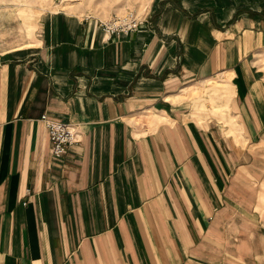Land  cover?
Instances as JSON below:
<instances>
[{
	"label": "crops",
	"instance_id": "0c3cea01",
	"mask_svg": "<svg viewBox=\"0 0 264 264\" xmlns=\"http://www.w3.org/2000/svg\"><path fill=\"white\" fill-rule=\"evenodd\" d=\"M141 21L107 37L49 13L0 53V264L264 263L239 199L264 141V0H158ZM217 75L241 141L191 116L184 91ZM41 115L79 133L59 160Z\"/></svg>",
	"mask_w": 264,
	"mask_h": 264
},
{
	"label": "rangeland",
	"instance_id": "374dc122",
	"mask_svg": "<svg viewBox=\"0 0 264 264\" xmlns=\"http://www.w3.org/2000/svg\"><path fill=\"white\" fill-rule=\"evenodd\" d=\"M156 2L158 0H0V53L36 45L37 26L49 13H66L84 20H94L98 26L99 23L109 21L114 16H121L126 11H133L141 20L142 15ZM252 58L255 60L254 65L260 66L264 71V55L254 54ZM262 74L264 75V72ZM228 79L229 76L217 75L195 82L189 85L191 89L184 91L187 93L185 99L198 105L194 107L196 114L191 111V116L196 117L195 120L203 124L207 121L211 122L222 132L226 127L227 131L224 135H232L241 141L236 118L227 104L232 94ZM226 88H230L228 98L223 94ZM159 117L155 118L156 124ZM163 120L166 121L165 118ZM248 151L250 154H259L260 159L254 161L256 162L254 175L250 177L248 186L242 188L243 196L241 195L239 199L243 198L245 209L240 208V210L248 215L251 223L264 226V141L250 144Z\"/></svg>",
	"mask_w": 264,
	"mask_h": 264
},
{
	"label": "built area",
	"instance_id": "2783aa9c",
	"mask_svg": "<svg viewBox=\"0 0 264 264\" xmlns=\"http://www.w3.org/2000/svg\"><path fill=\"white\" fill-rule=\"evenodd\" d=\"M141 22L133 11H126L121 16L99 23L98 28L104 36L111 37L134 31ZM39 121L46 132L49 154L53 159H61L69 147L79 143V133L73 124L50 119L46 115H41Z\"/></svg>",
	"mask_w": 264,
	"mask_h": 264
}]
</instances>
